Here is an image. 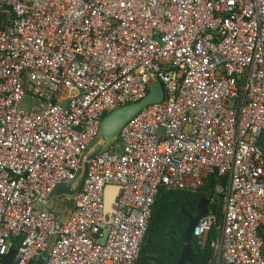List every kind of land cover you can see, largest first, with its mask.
Instances as JSON below:
<instances>
[{"label": "built area", "instance_id": "obj_1", "mask_svg": "<svg viewBox=\"0 0 264 264\" xmlns=\"http://www.w3.org/2000/svg\"><path fill=\"white\" fill-rule=\"evenodd\" d=\"M154 81L164 99L49 198L103 143L102 117ZM213 174L222 215L192 235L216 231L212 264H264V0H0V264H136L160 188Z\"/></svg>", "mask_w": 264, "mask_h": 264}, {"label": "trees", "instance_id": "obj_2", "mask_svg": "<svg viewBox=\"0 0 264 264\" xmlns=\"http://www.w3.org/2000/svg\"><path fill=\"white\" fill-rule=\"evenodd\" d=\"M216 184L225 185L226 179L213 174L206 187L197 191L168 189L162 186L153 205L136 264H176L184 244L181 236L186 229L187 214L194 212L200 197H213ZM209 210H213L218 218L221 217L222 193H216V200L210 203ZM215 234L213 229L204 244L200 243L196 236H191L189 244L193 264H212L214 250L210 246V240ZM183 264L190 263L185 261Z\"/></svg>", "mask_w": 264, "mask_h": 264}, {"label": "water", "instance_id": "obj_3", "mask_svg": "<svg viewBox=\"0 0 264 264\" xmlns=\"http://www.w3.org/2000/svg\"><path fill=\"white\" fill-rule=\"evenodd\" d=\"M164 99V89L160 81H154L150 83L147 94L141 99L123 104L109 112H107L101 119L97 139H103L102 144H96L92 149V146L95 144L96 139L91 142L83 152L81 156L80 166L76 170L75 176L73 179L56 184L49 198L54 196H59L61 194L73 195L78 190H80L83 179L86 174L87 161L96 154L103 152L108 148H112L115 143H118V137L122 127L136 116L140 111H142L146 106L160 102ZM76 182L75 187L71 188V184ZM213 181H211L212 183ZM122 192L121 185H107L105 187V204H104V213L105 221L102 224L103 235L100 238H97L96 241L103 243L106 240V237L109 232L108 224L113 220L118 206V196ZM211 199L207 196H202L197 201L196 208L192 214H187L184 210H181L182 213L187 214V225L185 232L182 234L181 239L183 241V246L176 264H183V262L188 261L190 264H193L190 254V244L189 241L193 234V228L199 218L206 215L208 212L209 204ZM15 252H11L9 255L4 257L3 263L8 264L13 257Z\"/></svg>", "mask_w": 264, "mask_h": 264}]
</instances>
